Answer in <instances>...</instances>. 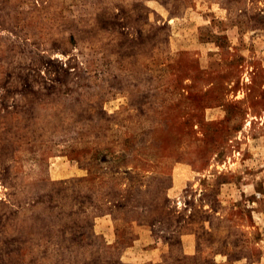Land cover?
Here are the masks:
<instances>
[{
	"label": "rangeland",
	"instance_id": "obj_1",
	"mask_svg": "<svg viewBox=\"0 0 264 264\" xmlns=\"http://www.w3.org/2000/svg\"><path fill=\"white\" fill-rule=\"evenodd\" d=\"M0 264H264V0H0Z\"/></svg>",
	"mask_w": 264,
	"mask_h": 264
}]
</instances>
